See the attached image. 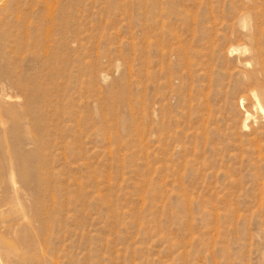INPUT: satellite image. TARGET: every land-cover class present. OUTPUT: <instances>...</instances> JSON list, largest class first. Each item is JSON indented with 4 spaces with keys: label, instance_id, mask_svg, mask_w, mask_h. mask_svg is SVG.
<instances>
[{
    "label": "rangeland",
    "instance_id": "1",
    "mask_svg": "<svg viewBox=\"0 0 264 264\" xmlns=\"http://www.w3.org/2000/svg\"><path fill=\"white\" fill-rule=\"evenodd\" d=\"M257 103L264 0H0V264H264Z\"/></svg>",
    "mask_w": 264,
    "mask_h": 264
},
{
    "label": "bare ground",
    "instance_id": "2",
    "mask_svg": "<svg viewBox=\"0 0 264 264\" xmlns=\"http://www.w3.org/2000/svg\"><path fill=\"white\" fill-rule=\"evenodd\" d=\"M257 109L262 113V114H264V107L260 104V103H257ZM2 124V123H1ZM2 134V133H1ZM3 135H4V139H5V131H3ZM3 142H5V141H3ZM7 151V150H6ZM8 156V155H7ZM13 156V155H12ZM16 162V161H15ZM15 164V163H14ZM11 167V166H10ZM15 168V167H14ZM32 168V167H31ZM12 171V170H11ZM17 171V170H16ZM16 173V172H15ZM12 175H13V173H11ZM11 175V176H12ZM10 179H13V177L12 178H10ZM17 179H19L18 181H21V182H25V181H23L24 179L23 178H17ZM41 180V179H40ZM13 181V180H12ZM14 183V182H13ZM41 183V182H40ZM23 184V183H22ZM28 185V184H27ZM26 185V186H27ZM29 185H30V183H29ZM40 185V184H39ZM20 186H21V184H20ZM39 207V206H38ZM41 217V216H40ZM36 222H38V221H36ZM9 233V232H8ZM20 239V238H19ZM25 239V238H24ZM30 239V238H29ZM31 240V239H30ZM39 242V241H38ZM22 243V242H21ZM16 246H17V244H16ZM20 246V245H19ZM27 246V245H26ZM29 246V245H28ZM28 246L27 247H24V246H20L19 248H16V250H15V257L14 258H17L18 259V263H20V264H42V261H43V258L41 257V258H39V256L38 255H34L35 256V259H33V260H30L29 258H27V256H28V254L31 252V250H32V248L31 249H29L28 248ZM30 246H31V243H30ZM18 247V246H17ZM36 247L37 246H35V247H33V249H35L36 250ZM40 249H41V247H40ZM33 251V250H32ZM32 253V252H31ZM35 253V252H34ZM43 253V252H42ZM39 254V253H38ZM33 255V254H32ZM11 257V256H10ZM12 258V257H11ZM32 259V258H31ZM46 259V258H45ZM7 260V259H6ZM9 260H11V259H9ZM12 264V263H11Z\"/></svg>",
    "mask_w": 264,
    "mask_h": 264
}]
</instances>
